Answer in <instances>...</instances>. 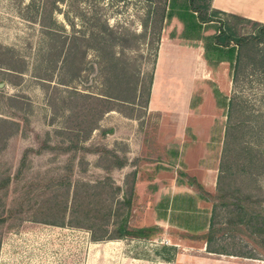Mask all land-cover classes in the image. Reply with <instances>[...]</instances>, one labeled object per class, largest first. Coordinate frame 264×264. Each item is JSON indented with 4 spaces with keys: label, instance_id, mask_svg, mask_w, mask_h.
I'll use <instances>...</instances> for the list:
<instances>
[{
    "label": "rangeland",
    "instance_id": "obj_1",
    "mask_svg": "<svg viewBox=\"0 0 264 264\" xmlns=\"http://www.w3.org/2000/svg\"><path fill=\"white\" fill-rule=\"evenodd\" d=\"M161 7L162 3H157V0H0V46L13 48L29 64V71L22 76L18 86L9 85L5 78L0 83V97L18 96L25 104V114L21 115L6 108V102L0 98V117L13 119L19 125L15 138L6 143L5 150L0 154V179L7 177L10 180L0 190V264H163L161 258L170 256L171 252L164 251L162 247L170 246L175 248L174 260L178 257L180 264H189L193 259H201L204 264H231L233 260L242 264H264V236L251 234L246 224L247 217L251 215L264 219V163L259 170L262 178H241L235 175L237 173L232 168L231 178L220 179L223 169L219 167L217 157L218 172L215 169V176L206 185L210 193L202 191V206L213 223L208 229L214 240L210 247L231 256L209 254L205 251L206 246L202 250V239L208 233L196 237L170 227L147 228L156 219L153 215L156 201L147 186L153 178L145 177L146 172L142 170L143 176L137 168H145V163L152 162L149 158L161 163L159 150L143 159L148 162H136L135 169L126 167L105 171L103 166L107 162L101 158L112 159L94 150L99 148L114 153L112 131L118 122L114 121V115H107L101 120L100 128L79 143L77 150L63 152L68 143H61L60 140H65V137L54 132L66 124L65 118L72 111L71 104L66 102L72 97L66 93L67 87L57 86L62 73H51L49 82L45 84L30 77L33 75L30 65L37 50L47 42L42 35L43 28L36 21L40 16L43 25L53 19L58 27L54 30L57 38H65L71 48L75 41L73 38L83 41L77 42L78 48L74 50L79 55L83 54L86 63L84 73L74 85L77 91L97 93L102 78V74L98 73L102 60L100 47L104 44L103 40L105 44L110 43V37L118 40L116 46L112 45L110 49L120 54L119 58L124 62L122 67L131 74L139 72L141 85L145 87L153 69L156 43L162 27V22H158ZM33 9L39 14L34 15ZM187 16L183 14L180 18L188 24L185 21ZM218 18L233 27V32L237 34L255 33L254 27L222 16ZM183 26L188 31L189 27ZM96 34L102 39L101 43L93 39ZM49 96H52L50 104ZM229 99L230 126L242 122L240 129L247 136H259L257 150L264 159V73H252L249 67H244L231 83ZM122 113L130 115L128 110ZM23 117L27 122H23ZM147 122H153L151 117ZM46 134L49 139L45 146L50 149L35 154ZM118 149V160H123L124 149L122 146ZM26 150L24 167L18 173L19 161ZM257 150L252 149V152ZM209 164H215V159ZM131 172L139 173L134 184ZM107 178L120 188L118 198L126 199L129 188H133L130 190L128 211L122 217L126 218L128 231H146V235L92 242L88 232L27 220L28 206L50 189L59 190L54 185L63 179L71 183L92 184ZM9 211H12L10 216ZM187 218L189 222L192 219ZM109 230L111 228L108 227L107 232Z\"/></svg>",
    "mask_w": 264,
    "mask_h": 264
},
{
    "label": "trees",
    "instance_id": "obj_2",
    "mask_svg": "<svg viewBox=\"0 0 264 264\" xmlns=\"http://www.w3.org/2000/svg\"><path fill=\"white\" fill-rule=\"evenodd\" d=\"M146 1L151 2L152 0ZM181 1L182 3H180ZM209 1L157 0V3H162L158 22H162L164 18L169 20L172 17L183 20L180 15L185 14L189 18V13H194L201 24L217 23V33L212 38L213 45L219 48L231 47L232 50H235L234 62L230 68L231 83L236 80L244 67H249L252 73H264V24L212 10ZM33 10L34 15L39 14L35 9ZM49 14L50 12H48V16ZM218 16L254 27L255 33L237 34L233 32V27H229L227 22L218 18ZM37 19V24L43 28L42 35L47 39V42L37 50V55L30 65L33 70V75H30V77L45 84V82H49L51 73L58 71L62 75L57 82V86L67 87L66 93L72 97L66 102L67 105L71 104L72 106L70 115L65 118L66 124L54 132L57 136L65 137V140H60L61 143L63 141L68 143L63 152L77 150L79 143L87 140L92 131L97 128V121L105 113L110 111L124 112L126 110L131 113L133 106L144 107L148 98L151 76L147 85L143 87L139 72L131 74L122 67L124 62H122L121 57L119 58L120 54H116L110 49L112 45L116 46L118 41L116 37H110V43L108 44H105L106 41L103 40L104 44L100 47L102 49V57L100 56L102 60L101 66L98 67V73L102 74V78L101 83L98 84L97 93L80 92L76 90L74 85L78 84L76 81L84 73L86 63L83 54L79 55L74 50L78 48L77 42H83L82 39L73 38L75 41L71 48L66 43L65 38H57L54 30L58 27L53 19H49L47 24L44 25L41 23L42 20L40 21V16H37ZM93 39L99 42L102 40L98 34L94 35ZM259 45L262 46L259 48ZM28 66V62L17 55L13 48L0 46V83L5 78L9 85L18 86L22 76L29 71ZM41 71L42 74H40ZM0 98L6 102V108L14 113L25 114V104L22 98L18 96H2ZM49 99L50 104L52 96H49ZM230 106L229 99L226 128L219 160V167L223 170H221L219 178H231L233 175L230 172L232 168L235 170L234 173H237L235 175L241 178H262L259 170L264 163V159L257 150L260 142L259 136L257 138H255V135L247 136L240 129L242 122L230 126L228 122ZM22 119L23 122H27L26 118L23 117ZM18 130V122L0 117V154L5 150L7 140L17 134ZM48 139L46 134L42 146L35 154L40 153L41 150L50 149L49 146H45ZM252 149L257 150V152H252ZM27 152L28 150L22 154L18 173L24 167ZM94 152L108 155L112 159V161H107L105 158H101V160L107 162V165L103 166L105 171L111 168L118 169L124 164L123 160H118V157L112 152L99 148L95 149ZM9 181L7 177L0 179V190L4 189ZM54 186H58L59 190L53 191L50 189L47 193H43L42 197L40 196V201L28 204L27 211H29V214L26 216L28 221L58 228L67 227L82 230L90 234L92 242L139 238V236L147 234L146 231H128L126 218L122 217L128 211L130 205L129 195L132 187L129 188L126 199H121L117 197L121 192L120 188L115 186L112 180L108 178L92 184L79 181L71 183L69 180L63 179L62 182L56 183ZM11 214L12 211H9V216ZM246 224L251 234L264 236V219L262 217L257 215L248 216ZM212 226L213 223L209 221L208 229L210 230ZM108 227L111 230L107 232ZM208 229L207 236L202 239L206 246L205 251L209 254L231 256V254L210 247L214 240ZM162 249L171 252V255L163 257L161 260L168 264L174 262L175 248L170 246L167 248L162 247ZM239 256L241 257V255Z\"/></svg>",
    "mask_w": 264,
    "mask_h": 264
},
{
    "label": "crops",
    "instance_id": "obj_3",
    "mask_svg": "<svg viewBox=\"0 0 264 264\" xmlns=\"http://www.w3.org/2000/svg\"><path fill=\"white\" fill-rule=\"evenodd\" d=\"M209 6L264 24V0H210ZM185 21L188 24L177 17L162 21L144 107L133 106L129 116L116 111L105 113L96 129L107 115H114V121L119 123L112 131L114 154L118 155L119 146L125 153L124 164L113 168L115 171L135 169L136 162H148L143 160L148 154L160 151L161 163L149 158L151 163L137 168L143 176L145 171V177L153 178L147 186L156 201L153 213L156 219L147 228L170 227L198 237L207 232L209 225L202 193L209 192L206 185L215 176V169L218 172L216 160L219 156V163L226 128L235 50L213 45L217 23L201 24L194 13H189ZM183 25L189 27L188 31ZM150 117L152 123L147 122ZM214 159L215 164L210 165ZM138 176V172H131L133 184ZM188 216L192 218L190 222ZM202 246L204 250L203 241ZM200 261L193 259L189 264H204ZM180 262L177 257L173 264ZM231 264L242 263L233 260Z\"/></svg>",
    "mask_w": 264,
    "mask_h": 264
},
{
    "label": "bare ground",
    "instance_id": "obj_4",
    "mask_svg": "<svg viewBox=\"0 0 264 264\" xmlns=\"http://www.w3.org/2000/svg\"><path fill=\"white\" fill-rule=\"evenodd\" d=\"M256 2V1H255ZM258 3V2H257ZM263 11V10H262ZM264 13V12H263Z\"/></svg>",
    "mask_w": 264,
    "mask_h": 264
}]
</instances>
